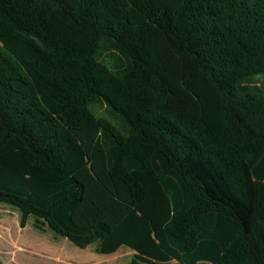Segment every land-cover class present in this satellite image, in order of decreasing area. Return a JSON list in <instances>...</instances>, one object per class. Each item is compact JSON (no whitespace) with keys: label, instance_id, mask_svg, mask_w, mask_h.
<instances>
[{"label":"trees","instance_id":"16d2710c","mask_svg":"<svg viewBox=\"0 0 264 264\" xmlns=\"http://www.w3.org/2000/svg\"><path fill=\"white\" fill-rule=\"evenodd\" d=\"M256 75L264 0H0V205L130 264H264Z\"/></svg>","mask_w":264,"mask_h":264},{"label":"crops","instance_id":"0c3cea01","mask_svg":"<svg viewBox=\"0 0 264 264\" xmlns=\"http://www.w3.org/2000/svg\"><path fill=\"white\" fill-rule=\"evenodd\" d=\"M14 213L17 214V217H19L18 219L20 221V230H17V227H15V230L17 232H20L21 235L24 233V230L27 227V221L30 217L34 219H32L33 224L36 228H38V230L50 229L48 226L47 228L40 227V224L43 225L44 222L38 221L35 215H30L27 218L25 224L22 225L20 211L17 212L15 208L0 205V219L11 218V215H13ZM2 227H4V225H2ZM15 230H12L10 234L9 227L7 228V232L0 230V252L10 256L12 258L13 264H26L24 258L31 261H35L38 258H41V261H46V263L49 264H130L131 259L135 253L131 248L126 245L122 246L113 253H102L98 250V243H93L82 248L83 251L80 253L81 255L75 256H72V254L69 252L68 254L64 252V249H62L63 246H61L60 249H57L55 248V246H52L51 243L46 244V247L49 248H47L48 252H43L42 250H39V248H35L36 245L33 244V241L31 240H28L26 244H22V242H19L20 239L18 240L14 236ZM51 231L55 235L62 236L60 234L55 233L53 230ZM62 237L69 240L65 236ZM70 242L73 243L72 241ZM72 257H75V259Z\"/></svg>","mask_w":264,"mask_h":264},{"label":"rangeland","instance_id":"374dc122","mask_svg":"<svg viewBox=\"0 0 264 264\" xmlns=\"http://www.w3.org/2000/svg\"><path fill=\"white\" fill-rule=\"evenodd\" d=\"M103 60L109 65H111V67L116 68V64L118 61L113 55H108L106 52L103 55ZM250 82L252 85H256L264 90V76L256 75L251 79ZM92 109L97 116H106L112 119L116 124L118 123L117 120L111 116L106 105L104 104L92 105ZM17 212H19V210H17ZM18 218L19 217H17V214L14 213L13 215H11V218L0 219V230L7 232V228L9 227L10 229L9 234L12 230H15V227H17V230H20V221ZM32 219L33 218L30 217L29 220L27 221V227L25 228L24 233L22 235L20 234V232H17L15 230L14 236L18 240L20 239L19 242H22V244H26L28 240H31L33 241V244L36 245L35 248H39V250H42L43 252H48L47 250L48 247H46V244L51 243V245L55 246V248L57 249H60V247L63 246L62 249H64V252H66L67 254L69 252L72 254V256L81 255L80 253L83 251L82 248L74 245L66 238H63L62 236L55 235L50 229L38 230V228H36L35 225L33 224L34 219L33 220ZM2 225H4V227H2ZM40 227L47 228V224L46 223H44L43 225L40 224ZM72 258L75 259V257ZM24 260L26 264H49L46 263V261H41V258H38L35 261H31L25 258ZM0 263L13 264L12 258L2 252H0Z\"/></svg>","mask_w":264,"mask_h":264}]
</instances>
